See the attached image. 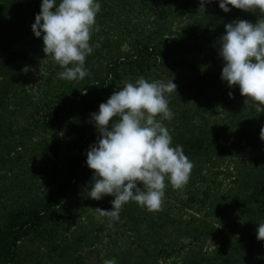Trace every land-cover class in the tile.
<instances>
[{"label": "trees", "instance_id": "1", "mask_svg": "<svg viewBox=\"0 0 264 264\" xmlns=\"http://www.w3.org/2000/svg\"><path fill=\"white\" fill-rule=\"evenodd\" d=\"M100 3L98 30L90 40L95 52L85 62L89 75L67 81L58 77L63 69L43 52L42 37L32 32L41 0H0V264H28L27 248L40 254L39 264H85L83 252L100 241L95 228L101 231L104 220L124 231L118 243L110 238L117 246L104 255L117 264H160V255L174 258L171 264H264V241L256 238L258 223L264 222V149L246 166L230 163L257 146L264 112L245 105L234 88H224L218 54L225 24L256 23L264 13L230 5L225 13L218 0L205 5V14L198 12L199 0ZM202 34L208 38L205 43H200ZM43 62L48 75L35 95L29 92L31 71L25 65ZM160 68L170 76L181 70L215 72L216 92L195 90L196 99H205L190 103L196 110L187 103L193 83L173 91L169 100L174 116L164 124L173 146L181 145L193 163L189 180L179 190L165 181L159 210L129 202L119 220L97 219L88 210H110L114 197H89L93 170L86 165V153L99 138L91 114L121 87L124 77ZM33 138L50 142L57 159L32 177V184H39L35 192L27 179L20 184L14 172L25 141ZM60 158L66 160L62 165ZM220 176L230 180L227 188ZM188 210L192 213L185 218ZM85 216L89 223L82 220ZM211 217L220 227L207 225ZM129 233L135 235L131 243ZM208 237L218 240L211 252L203 247ZM88 255L101 254L89 250Z\"/></svg>", "mask_w": 264, "mask_h": 264}, {"label": "clouds", "instance_id": "2", "mask_svg": "<svg viewBox=\"0 0 264 264\" xmlns=\"http://www.w3.org/2000/svg\"><path fill=\"white\" fill-rule=\"evenodd\" d=\"M199 0L198 12L205 14L206 4ZM225 13L231 8L264 13V0H218ZM100 0H41L32 32L42 37L43 52L63 71L58 77L67 81L83 80L89 75L86 57L94 48L92 31L98 30L96 16ZM219 38V56L223 60L221 80L229 88L239 87L244 103L264 112V19L256 23L235 20L224 25ZM99 47V44L95 45ZM177 92L173 79L149 81L143 77L126 82L91 114L99 138L89 146L86 165L93 170L89 197L101 200L112 196L111 209L96 208L101 217L119 220L122 207L129 202L148 211L159 210L167 184L182 189L188 182L193 163L181 145L173 146L172 136L163 123L174 113L167 95ZM232 96V93H229ZM264 140V128L260 132ZM142 185V187L140 186ZM258 241H264V222L256 229ZM104 264H117L115 258Z\"/></svg>", "mask_w": 264, "mask_h": 264}, {"label": "rangeland", "instance_id": "3", "mask_svg": "<svg viewBox=\"0 0 264 264\" xmlns=\"http://www.w3.org/2000/svg\"><path fill=\"white\" fill-rule=\"evenodd\" d=\"M208 38L206 36H204L203 34L200 37V43L202 42H207ZM206 47H208V45H205V49ZM95 52V51H93ZM104 62V61H103ZM102 62V63H103ZM27 68L30 69L31 71V77H30V82L28 83V87H29V92L30 93H34L35 95L38 94V91H36V87L38 86V84H43L44 82H46V78H47V73H46V66L43 63H29L25 65ZM167 72V71H166ZM164 71V68H160L158 70L155 71H151L149 72V74H147L146 76H139V77H129L126 76L123 78V81L121 83V87L126 83V82H135V80L137 78L143 77L146 80L149 81H155V80H161L164 82H168L170 80L173 79V82L177 85V92L179 91V89L181 90V86H183L184 84H188V83H193L194 86L192 88H188L191 89L190 91H192V94H189V97L187 98V103L188 105H191V108L196 110V106H193L190 103H203L205 102V99L201 98L199 96V98H195V96L197 95L195 90H202V93H215L216 89H217V84H215V72H211L210 70H206L203 69L201 71H188V70H181L178 71L177 73H173L172 72V76L168 75ZM211 78V80H210ZM36 79H40L37 80ZM210 82L209 85L207 82ZM225 89H230L228 87L227 84L223 85ZM237 93V95L240 98H243L240 95V91H239V87L235 86L233 87ZM183 89V88H182ZM204 89V91H203ZM194 91V92H193ZM171 98V94L167 95V99L168 101ZM166 123L167 120H164L163 123ZM258 139L255 140L256 143V147H249L248 150L246 151V154H244L243 156L240 155L238 158H235L233 161H231L230 163L232 164H238L240 167L246 166L248 164L251 163V161L253 160L255 154L260 153L263 151L264 149V140H261L260 135H257ZM25 140V139H24ZM175 141V139H174ZM26 147L24 150H22V156L19 159V161L17 162V165L14 167V172L15 174H18L19 178L17 181H19V183L21 184V181L27 179V181H25L26 183H28L30 186L32 185V191L35 192V190H38V185L36 184H32L31 179H33L32 177L39 175L41 170H43L46 166H54L55 163H53L55 160L57 162V159L54 157L52 149L48 146V144H50V142H48V144L46 143H42V140H40V138H33L30 140H26L25 141ZM66 160L65 158H60L59 159V163L62 165L63 163H65ZM233 166V165H232ZM50 167V168H51ZM54 168V167H53ZM52 168V169H53ZM51 169V170H52ZM30 178V179H29ZM219 181H223V187L227 188L230 185V180L228 179H224L223 176H220L218 178ZM31 181V183H30ZM42 184V182H41ZM36 185V186H35ZM200 188H203V185L200 184L199 186ZM41 188V187H40ZM104 206V205H102ZM88 213L94 215L95 218L98 219V217H100L99 213L96 212L95 210L90 211V209L88 210ZM192 213L191 210H188V212L183 213L185 218H189V215ZM75 215V214H74ZM200 216V215H199ZM203 215L200 216V218H202ZM217 218L215 217H211L207 219V225L210 224L211 227H214L215 229L220 227V224H217L216 221ZM79 218H76V221L78 224L79 222ZM83 221L89 223L90 220L87 218V216L82 218ZM97 221V220H95ZM109 221H103L104 227L101 231L98 230V227L95 228V234L99 235L100 237V241H98V243L92 248V249H88L86 247V249L84 250L83 254L85 255L86 259V263L85 264H104V255H106L110 250H113L114 248H116L117 245L114 244V242L111 240H119L123 237L124 235V231L122 226H111L108 224ZM97 225L99 226V222H97ZM214 229V230H215ZM73 231V230H72ZM72 231L68 233V236L70 237L72 234ZM98 234H97V233ZM111 238V239H110ZM135 238V235L132 233L128 234L127 237V242L131 243L133 241V239ZM95 240L94 238L91 240L93 241ZM117 240V243L119 242ZM218 240L217 239H213V238H207L205 244L203 245L204 247V251L206 252H211L214 250L215 246H216V242ZM186 242H188V240H186ZM110 246V247H109ZM137 244H134V247H136ZM89 250L94 251V253L96 254L97 251L101 254L100 256L97 255H88ZM30 256L28 258V264L30 262V264H39L38 259L40 258V254L36 255L35 254V250L31 249V248H27V252H30ZM57 258H59V256H56V260ZM163 258V259H162ZM160 264H171L174 260V258L172 259H165V257L163 255H160L157 259Z\"/></svg>", "mask_w": 264, "mask_h": 264}]
</instances>
